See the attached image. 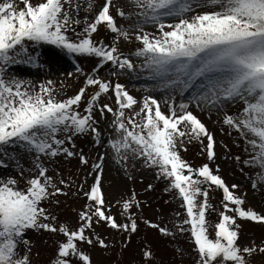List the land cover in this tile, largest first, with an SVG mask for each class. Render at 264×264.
Segmentation results:
<instances>
[{
  "label": "snow or ice",
  "instance_id": "snow-or-ice-1",
  "mask_svg": "<svg viewBox=\"0 0 264 264\" xmlns=\"http://www.w3.org/2000/svg\"><path fill=\"white\" fill-rule=\"evenodd\" d=\"M20 2L25 6L22 9L16 0H0V167L6 166L3 155L7 148H20L34 154L38 175L27 181L25 189L17 187L18 181L14 178H0V264H31V243L25 237L29 229L59 232L66 238V242L59 243L54 264H74L73 258L75 264L81 261L91 264L90 256L80 250L78 242L108 247L103 239L97 237L94 241L85 235L86 231L93 230V217L96 223L107 222L118 231L136 232L137 223L132 216H129L130 224H119L107 214L99 176L90 192L85 193L93 204L88 206L89 211L79 214L82 223L77 230L70 231L66 225L57 226L56 217L43 206L51 196L65 193L48 176L41 156L76 155L64 146L66 141L73 143L74 135L91 132L98 142L100 132L93 113L100 96L110 91L115 95L119 111L107 104L100 106L99 111L101 114L107 111L115 117L113 128L118 138L110 142L111 148L120 159H125L128 152L142 157L149 166L159 168L160 175L171 181V188L178 190L187 217L178 229L190 231L199 255L198 264H248L245 254L250 257L257 249L238 246L240 226L237 217L264 223V215L243 207L245 199L232 190L238 185H232L230 189L207 164L193 169L181 158L176 142L178 137L185 135L196 139L207 137L208 157L210 160L215 158L214 137L191 111H187L188 104L179 105V114L172 104L170 114L166 115L159 102L148 97L140 112L128 118L126 123L125 109H132L137 100L119 83L113 85L95 75L88 76L86 84L98 86V91L90 98L82 115L79 107L86 88H81L74 97L57 100L52 88L41 85L39 91L31 90L27 81L8 73L11 65H38V57L28 54L27 42L54 46L70 55L98 58V68L111 63L119 70H133L132 61L117 47L118 39L114 38L111 46L93 39L101 24L116 37L130 39V31L118 26L116 18L110 14L112 0H106L93 22L88 23L85 18V27L76 33L77 37L83 38L76 40L67 35L69 30L75 31L73 25L81 23L69 11L74 0H42L35 5L31 0ZM132 2L142 10L139 14L141 23L158 26V36L143 32L139 25L142 34L136 35L143 47L135 55L143 58L142 67L150 71L153 78L160 80L165 88L181 93L195 88L197 95L193 100L197 106L203 103L209 108L223 109L226 104L243 105L237 115H226L224 122L245 140L249 159L244 164L259 169L249 179L254 190L260 188L264 185V0ZM93 6L94 0H90L87 10L91 11ZM75 8L78 14L80 5L76 4ZM190 13L195 14L189 16ZM117 15L127 18L123 10ZM167 18L178 22L165 23ZM141 114L144 119L137 123L136 117ZM181 124L189 125L190 131L181 130ZM61 132L71 135L60 139L58 134ZM102 160L101 157V162L94 165L101 172ZM81 162L87 163V159L81 156ZM17 167L21 165L17 163ZM205 183L223 191L224 211L215 225V239L208 233V190L201 188ZM199 197L203 199L198 200ZM134 205L138 208L140 202L132 197L123 208L130 213ZM183 225L190 227L186 229ZM150 226L163 235H174L158 224ZM20 245L25 249L23 256L18 251ZM258 251L264 253V247ZM146 256L150 258L151 254L146 253Z\"/></svg>",
  "mask_w": 264,
  "mask_h": 264
},
{
  "label": "rangeland",
  "instance_id": "rangeland-1",
  "mask_svg": "<svg viewBox=\"0 0 264 264\" xmlns=\"http://www.w3.org/2000/svg\"><path fill=\"white\" fill-rule=\"evenodd\" d=\"M16 2L17 6H24L20 0ZM31 2L35 5L42 0H31ZM89 2L90 0H74L73 7L69 9L71 15L81 21L79 25L72 26L75 31L69 30L67 33L73 40L83 38L77 37L76 33L82 32L85 27V18L88 23L93 22L106 0H94L91 11L87 10ZM76 4L80 5L78 14ZM119 10H123L127 18H120L117 15ZM209 10L197 9V11ZM141 11L132 0H112L110 14L116 18L118 26L130 31V39L126 41L122 37H116V34L111 33L103 24L98 26V31L93 34L95 41H103L108 46L112 45L114 38L118 39L117 47L124 57L132 61L135 66L133 70H119L111 63L98 68V58L70 55L54 46L31 43L28 46V54L38 57V65H11L8 67V73L27 81L31 85V90L39 91L41 85L52 88L57 100L74 97L81 88H86L85 97L79 107L82 115L85 114L84 109L88 101L98 91V86L90 87L86 84L88 76L95 75L99 79L111 81L113 85L119 83L125 86L129 94L137 100V104L132 109H125L126 123L128 118L140 112L145 98L148 97L156 99L161 111L166 115L170 114V105L175 104L179 114V105L188 104L187 111H191L214 137L215 158L210 160L208 157L207 137L202 136L196 139L189 135L177 138L176 150L181 158L193 169H199L207 164L230 189L232 185H238L232 190L245 199L243 207L246 210L251 208L258 214L264 215V185L254 190L252 180L249 179L259 169L245 166L244 161L249 159V154L245 152V140L224 122L226 115H237L243 105L226 104L223 109L209 108L203 103L197 106L193 100V97L197 95L195 88L181 93L179 90L165 88L160 80L153 78L152 73L142 67L143 58L135 55L143 47L142 43L136 39V35L142 34L139 27L143 28V32L157 36L159 31L156 24L141 23L142 17L139 15ZM194 14L190 13L189 16ZM164 22L174 24L178 20L167 18ZM105 104L111 106L114 111H119L113 92L100 96L93 113L97 121L95 126L100 132L98 142L91 132L74 135L73 143L66 141L64 146L76 155L68 157L61 154L55 158L45 156L40 158L48 169V176L65 193L51 196L46 205L49 213L56 217L55 224L66 225L70 231H75L81 226L79 214L89 211L88 206L93 204L85 193L90 192L99 176L107 214L113 216L119 224H130L129 216H132L137 223V230L134 233L118 231L111 228L107 222L96 223V218L93 217V230L86 231L85 235L90 236L94 241L97 237L103 239L108 247L103 248L98 243L88 245L78 242L80 250L90 256L91 264H198V252L190 235L187 231L180 232L178 229V225L181 224L178 222L177 213L182 211L184 203L178 190L171 188V182L160 175L159 168L149 166L142 157L128 152L125 159H120L115 154L110 146V142L118 138V133L113 128L115 117L107 111L101 114L99 107ZM143 119V114L136 117L137 123ZM179 128L186 132L190 131V126L186 124L179 125ZM67 135L71 133L61 132L58 138L66 139ZM81 156L87 159V163L81 162ZM101 157L103 158L102 172L94 167L101 162ZM3 159L6 166L0 167V178L16 179L17 187L20 189L27 188V181L38 175V170L34 167V154H29L20 148H7ZM17 163L21 167H17ZM61 181L64 183L62 184ZM201 188L212 191L213 200L215 198L217 201H222L218 207L217 218L210 224L214 229L221 220L220 213L224 211L223 191L214 185L209 187L206 183L202 184ZM132 197L139 201L140 205L138 208L134 205L129 213L124 210L123 204ZM208 220L212 219L208 218ZM150 224L167 228L174 235H163ZM237 224L240 226L238 246L241 249L244 247L257 249L250 257L245 254L248 264H264V253L258 251L260 247H264V223L237 217ZM25 237L31 243V264H54L59 243L66 242L63 234L50 233L42 229L27 231ZM18 251L23 256L24 246L20 245ZM146 253L151 254L150 258L146 256ZM73 259L75 264V258Z\"/></svg>",
  "mask_w": 264,
  "mask_h": 264
},
{
  "label": "trees",
  "instance_id": "trees-1",
  "mask_svg": "<svg viewBox=\"0 0 264 264\" xmlns=\"http://www.w3.org/2000/svg\"><path fill=\"white\" fill-rule=\"evenodd\" d=\"M19 7V6H18ZM19 8H24V6H20ZM31 44V42H27L26 43V47H27V50H28V46ZM23 55V54H22ZM168 179V178H167ZM169 180V179H168ZM170 181V180H169ZM171 182V181H170ZM215 186V185H214ZM216 187V186H215ZM217 188V187H216ZM219 189V188H218ZM208 190V189H207ZM212 193V191H208V203H209V205H210V207L208 208V210H207V213H206V220H207V227H208V233H209V237L211 238V239H215L216 238V228H212L211 226H210V224H212V223H214V219H216L217 218V212H218V207H219V205H220V203L222 202L221 200L220 201H217L215 198H214V200H213V194H211ZM203 199V197H200V199L198 198V200H202ZM49 201V200H48ZM48 201H46V202H44V204H43V206L44 207H46V205H47V203H48ZM215 202H216V205H217V207H216V205H215ZM183 205V204H182ZM177 218H178V222H180V224H182V222H183V218H184V220L187 218L186 217V210H185V207H183L182 206V211H179L178 213H177ZM208 218H211L212 220L210 221V220H208ZM184 226V228H189L190 226L189 225H183ZM185 226H187V227H185ZM30 230H32V229H29V230H27V231H30ZM26 231V232H27ZM188 232V234L190 235V239H191V241H192V237H191V233H190V231H187ZM193 242V241H192ZM193 244H194V242H193ZM194 246H195V244H194ZM196 247V246H195ZM197 255H198V253H197ZM198 257H199V255H198Z\"/></svg>",
  "mask_w": 264,
  "mask_h": 264
}]
</instances>
